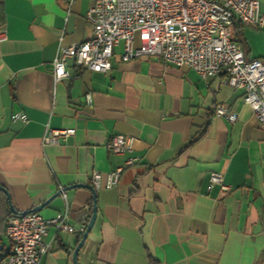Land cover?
<instances>
[{
    "label": "crops",
    "instance_id": "crops-1",
    "mask_svg": "<svg viewBox=\"0 0 264 264\" xmlns=\"http://www.w3.org/2000/svg\"><path fill=\"white\" fill-rule=\"evenodd\" d=\"M89 7L90 0H0V186L7 191L0 189V264L11 248L7 219L60 188L67 189L38 213L53 218L67 209L75 231L50 226L41 264H264V127L244 91L223 74L203 79L157 56L122 61L123 43L108 71L69 57L68 76L55 84L59 50L93 34ZM232 36L247 58L264 62V29L235 20ZM218 103L238 113L235 123L213 114ZM17 111L28 121L14 120ZM66 127L75 134L43 144L48 128ZM114 134L135 137L132 150L110 152ZM128 157L138 160L107 187ZM95 171L102 175L97 216L75 263L93 212V191L76 184L92 185ZM213 171L229 192L210 187Z\"/></svg>",
    "mask_w": 264,
    "mask_h": 264
},
{
    "label": "built area",
    "instance_id": "built-area-1",
    "mask_svg": "<svg viewBox=\"0 0 264 264\" xmlns=\"http://www.w3.org/2000/svg\"><path fill=\"white\" fill-rule=\"evenodd\" d=\"M71 5L74 0H64ZM87 19L92 25V36L80 43L62 47L53 62L56 84L68 76L67 58L74 57L86 70L106 72L111 68L114 48L123 43L122 61L142 56L160 57L166 64L188 66L203 79L223 74V82L244 91L243 100L264 127V62L249 59L239 42L232 36L235 20L264 29V11L259 0H90ZM140 44L135 45L136 34ZM6 38L0 20V42ZM86 99L91 103V95ZM217 117L235 123L238 113L225 103L213 109ZM14 120L28 121L23 111L12 114ZM73 127L48 128L44 145H57L74 135ZM135 137L114 134L107 144L113 154L123 155L132 150ZM138 160L128 157L107 177V187L118 184L122 171ZM102 175L95 171L91 177L94 188H100ZM219 186L222 193L231 186L223 174H210V187ZM62 191L63 188H60ZM64 193V192H62ZM74 232L68 223V211L53 218L38 212L11 215L6 221V235L11 241L6 264H41L50 245L44 241L48 228ZM85 231L82 226L79 237Z\"/></svg>",
    "mask_w": 264,
    "mask_h": 264
},
{
    "label": "water",
    "instance_id": "water-1",
    "mask_svg": "<svg viewBox=\"0 0 264 264\" xmlns=\"http://www.w3.org/2000/svg\"><path fill=\"white\" fill-rule=\"evenodd\" d=\"M76 185H81V186H86L88 188H90L93 191V201H94V205H93V212L91 215V218L87 224L86 230L83 233V236L80 240V243L78 244V246L75 248L74 253H73V258L75 260L76 263V257H77V253L79 251V248L82 246V244L84 243L88 233L90 232L91 228L93 227V224L96 220V216H97V204H96V192L95 189L92 185H88V184H76ZM0 189L4 190L6 193V189L2 186H0ZM67 188H63V190L57 192L56 194H54L53 196H51L48 200H46L45 202H43L42 204H40L39 206H36L34 208H32L31 210H27L25 212L22 213H30V212H38L41 208H43L45 205H47L52 199H54L55 197H57L58 195H60L62 192H64ZM77 264V263H76Z\"/></svg>",
    "mask_w": 264,
    "mask_h": 264
},
{
    "label": "trees",
    "instance_id": "trees-1",
    "mask_svg": "<svg viewBox=\"0 0 264 264\" xmlns=\"http://www.w3.org/2000/svg\"><path fill=\"white\" fill-rule=\"evenodd\" d=\"M93 205H94V201L92 200V201L90 202V210H92Z\"/></svg>",
    "mask_w": 264,
    "mask_h": 264
},
{
    "label": "rangeland",
    "instance_id": "rangeland-1",
    "mask_svg": "<svg viewBox=\"0 0 264 264\" xmlns=\"http://www.w3.org/2000/svg\"><path fill=\"white\" fill-rule=\"evenodd\" d=\"M137 39H138V37H137Z\"/></svg>",
    "mask_w": 264,
    "mask_h": 264
}]
</instances>
